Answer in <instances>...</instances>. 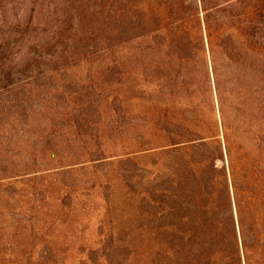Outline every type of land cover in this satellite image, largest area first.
<instances>
[{"label": "rangeland", "instance_id": "374dc122", "mask_svg": "<svg viewBox=\"0 0 264 264\" xmlns=\"http://www.w3.org/2000/svg\"><path fill=\"white\" fill-rule=\"evenodd\" d=\"M75 2L0 0V264H158L157 196L181 154L162 145L182 116L110 0ZM204 71L198 124L221 137Z\"/></svg>", "mask_w": 264, "mask_h": 264}, {"label": "trees", "instance_id": "16d2710c", "mask_svg": "<svg viewBox=\"0 0 264 264\" xmlns=\"http://www.w3.org/2000/svg\"><path fill=\"white\" fill-rule=\"evenodd\" d=\"M61 4L55 2L53 16ZM110 6V22L124 25L143 58L157 59V86L183 120L162 145L181 154L157 196L158 264H264V0H110ZM202 58L201 88L214 91L221 137L212 123L198 124L195 72ZM246 77L255 102L248 118ZM230 106L235 113L227 114Z\"/></svg>", "mask_w": 264, "mask_h": 264}]
</instances>
